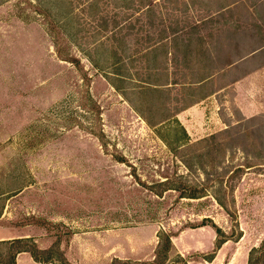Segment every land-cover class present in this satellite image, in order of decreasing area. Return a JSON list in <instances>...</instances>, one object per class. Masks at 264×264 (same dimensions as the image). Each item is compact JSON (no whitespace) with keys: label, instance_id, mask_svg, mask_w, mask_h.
<instances>
[{"label":"rangeland","instance_id":"1","mask_svg":"<svg viewBox=\"0 0 264 264\" xmlns=\"http://www.w3.org/2000/svg\"><path fill=\"white\" fill-rule=\"evenodd\" d=\"M88 1L0 0V241L53 264H151L164 232L162 264H264V0ZM153 67L161 82L224 70L131 91ZM129 101L179 118L151 127ZM166 181L206 196L157 194ZM217 229L233 237L218 250Z\"/></svg>","mask_w":264,"mask_h":264},{"label":"trees","instance_id":"2","mask_svg":"<svg viewBox=\"0 0 264 264\" xmlns=\"http://www.w3.org/2000/svg\"><path fill=\"white\" fill-rule=\"evenodd\" d=\"M154 2H155L154 0H151L148 3H144V4L142 3L137 12L141 11V14L152 15V13L154 11H156V8H155L156 6H155ZM98 3H99V0H89L87 6L89 7V9H94L98 5ZM130 4H132V3H130ZM106 26H107V24H106ZM117 30L120 31L122 29L119 27L117 29H114L113 31H111L112 34L117 33ZM165 41H167V39H165ZM147 42H148V45L143 48L142 55L144 58L147 59L146 62L154 63L157 61V54L156 53L159 50V47L162 45V42L154 41L152 36H147ZM115 55H117V54L115 53ZM168 55H169L168 61L172 62L173 54L171 52H169ZM223 70L224 69H218V70L212 71L210 73L204 74L202 77H200V79L198 78L197 80H195V82L186 81V80L181 81V82H177V81L161 82L159 78H156L157 76L159 77L158 69L153 67L149 71L150 74H149L148 78L145 80L139 81L138 82L139 86L132 87L130 90L133 92H137V91L145 92L146 91L152 97H157V95L165 92L166 90L168 91V89H172V88H181L182 90H186L187 88H190L192 85H197L199 87L204 86L207 82L214 79L216 77V75H218ZM119 77L121 78L120 80H125L124 77H121V76H119ZM112 85H113V87H115V89L118 92L119 91H125V89L120 88L117 85H114V84H112ZM130 104L133 107V109L141 117H143V115L140 113V111L137 109V107L132 102H130ZM158 110L161 111L160 113H163L164 111H166V108L161 107ZM167 115H169V113H167ZM177 115H178V113H172L170 116L158 118L157 120L148 119L146 117L145 118L143 117V118L145 119V121L148 123L149 126L156 127L158 125H161L164 122L177 120L176 119ZM190 146L191 145L187 142L186 144H184L183 147H185V149H188V148H190ZM197 157L202 158L203 155L198 154ZM186 166L188 167V165H186ZM241 170L242 169H240V168H238L236 171L230 170L231 172H233L232 175L230 176V178L233 179L236 176V174L238 172H240ZM224 183H225L224 181L220 180V182L215 186V189H214V191H212L211 195L214 197V199L223 208L226 209L227 205H226L225 201L223 200V198L220 196V191L222 189L226 190L228 188V187L223 188ZM159 187H161V189H160V191L156 192L157 194H161V193H164V192H167L170 190H176V191L181 192V198H186V199H200V198L205 197L206 196L205 192H207V191L204 192L203 189H201V190H198L196 188L189 189L188 187H185V185H183V184L178 187L174 183H171L170 181L160 183ZM231 189H233V187ZM188 190H191V192ZM217 234H218V237H220V238H218V241L216 244V250L220 249L226 242L233 240V237L228 236L227 234H225L220 229H217ZM29 242H31L29 239H16V240H10V241H0V248L7 247L8 248V255H9V257L6 258L5 253L3 251H0V264H16L17 256L21 253L31 254L32 257L35 259V261H37L39 263L53 264L49 258L42 259L38 255V250L35 248V245H33V248L29 247ZM173 247L174 246H173V241H172L171 235L168 233H164V232L161 233L159 235V243H158V248L156 250V254L154 256V260L149 262V263L153 264L158 259H160L162 261L161 264L165 261H168L169 253L172 252ZM36 251H37V253H36ZM213 255L210 256L208 259L212 260L214 258ZM7 259H9V261H6ZM251 262H252V255L250 258V264H251ZM173 264H176V263H173ZM177 264H184V263H180L178 261Z\"/></svg>","mask_w":264,"mask_h":264},{"label":"crops","instance_id":"3","mask_svg":"<svg viewBox=\"0 0 264 264\" xmlns=\"http://www.w3.org/2000/svg\"><path fill=\"white\" fill-rule=\"evenodd\" d=\"M177 118H179V115H177ZM152 260H154V257ZM16 264H44V263H39L35 261V259L29 253H21L17 256Z\"/></svg>","mask_w":264,"mask_h":264}]
</instances>
